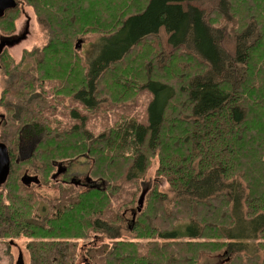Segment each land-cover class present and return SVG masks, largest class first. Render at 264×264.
<instances>
[{"label":"trees","instance_id":"16d2710c","mask_svg":"<svg viewBox=\"0 0 264 264\" xmlns=\"http://www.w3.org/2000/svg\"><path fill=\"white\" fill-rule=\"evenodd\" d=\"M120 1L26 0L46 43L23 53L22 60L37 58L39 68L24 70L5 48L0 52L7 91L1 103L10 113L0 122V143L10 158L0 184L6 190L0 194V241L26 238L27 264H75L77 241L60 238L91 236L113 241L89 249L93 263L99 257L100 264H196L222 254V264H264V0H218V14L203 0H143L136 11ZM234 12L247 23L230 51L229 34L214 22ZM161 28L169 52L156 38ZM0 31L12 36L13 26L0 25ZM89 32L108 45L82 77L71 40L78 43ZM153 46L157 56L137 65L134 53L127 61L136 48L149 56ZM28 70L37 77L21 73ZM53 78L71 85L66 93L81 102L79 110L56 107L48 93L57 89L44 90L43 81ZM140 90L151 94L144 118L131 108ZM109 113L114 120L100 130L89 123L99 115L109 122ZM23 139L30 151L19 158ZM81 156L91 160L83 191L67 183L41 208L37 195L19 187L22 167L49 179L55 164ZM153 159L156 180L143 189ZM142 193L137 211L133 201ZM130 237L148 239L146 251Z\"/></svg>","mask_w":264,"mask_h":264},{"label":"rangeland","instance_id":"374dc122","mask_svg":"<svg viewBox=\"0 0 264 264\" xmlns=\"http://www.w3.org/2000/svg\"><path fill=\"white\" fill-rule=\"evenodd\" d=\"M229 1L232 3V0H229ZM126 2L129 5V11L132 9L134 11L140 10L145 4V2L143 3V0H126ZM194 2L198 3L197 0H194ZM201 2L203 6L206 8H209L212 6V8L217 7L218 9H220V11L217 10L216 12H212V14H218L221 12L220 3H218L219 2L218 0L210 1V2L208 0H203ZM198 4H200V2ZM15 9L16 10L8 11L4 15L2 21L0 22V25H3V26H7L8 24L12 25L13 35L12 36L8 35L5 37V34L0 31V37L4 38V39H1L0 42L3 40H9L13 42V44H10V46L5 47V49L7 50V55L14 61V65L21 66L24 70H26L28 67L33 66V65L35 66V68H39L37 66V58L30 59V60H28L29 57H27L24 60H22V58H23L24 51L29 52L34 47H38L39 49L42 48V46L46 43V38H44L45 34L43 30H41L40 28V24L37 21L34 11L27 4L26 0H20V3ZM233 14H234V17L230 19H225L223 17L218 18L217 16L213 18V19L218 18V21L214 22V24H216L218 28H224V32L226 34H229L228 38L225 39V47L228 48L230 51H233V45H234L233 39L235 37V34H237L240 31V27L244 23H247V20L243 18L242 14L238 12H234ZM259 22L261 24L263 23V21H259ZM157 37L159 38L161 48L163 49V51L169 52L171 50V46H169L167 43V35L165 31L163 30V28L160 29L156 38ZM156 38H154V40ZM106 41L107 40L105 38L100 37V35H98L95 32H89L88 34L81 36V41L78 43L76 42V40H74V42H72L71 40V43L73 44L72 48L75 51V53L72 55L73 56L72 60L75 62L74 65L80 66L77 68L79 69V73L81 74L82 77H85L86 73L88 72V64L93 59H96V58L98 59L106 51L105 49L107 48V45H108V42ZM112 44H115V42L109 44L108 52L113 50L111 49L113 46ZM136 49H137L136 51L132 52V54L128 56L127 61H130L131 59L135 57L134 53H138L136 54V58H138L137 65L140 61L144 62L146 58H152L154 56H157L158 54L157 46H153L150 49L152 54H150L149 56L147 55L149 52L148 50L143 52V54L141 55L139 52V48H136ZM179 63L177 64V68H179ZM160 66H163V65H160ZM181 66L190 68L189 65L186 63L181 64ZM80 69H83V70L81 71ZM85 70L87 71L85 72ZM21 73L23 75H28L27 76L28 79L32 74H33V77H37L36 72H31L29 70L28 72L25 71ZM1 78H3V74L0 72V122L2 121L3 118H5V116L10 114L3 107V104L1 103L2 100L6 98V94H7V91L4 92L5 85H3ZM43 81H44V86H45L44 90L48 92L52 89L54 90L57 89L56 92H58V90L62 91V93H56V92L48 93V96L53 100L52 102L56 104V107L59 102L61 105L59 107L63 109H68L69 107L70 108L75 107L77 108V110H79L81 108L82 106L81 102L77 100L74 101V99H71L72 94L66 93L68 90L66 88L70 87L71 85L65 87V83H66L65 80L59 79V78H53V80L44 79ZM150 97H151V94L147 90H140L137 94H134L135 103L131 108L140 112L142 118H144L145 116L144 110L146 108L147 102L149 101ZM64 105H66L67 108H65ZM113 110L115 111V113L121 112V108H118L116 105H113ZM1 115H3V118H1ZM108 115L111 118L109 122L105 120V117L99 115V116L91 117L89 119V123L92 125L93 128H95V130L98 131L102 128L104 124L111 123L114 120V113H109ZM5 131L6 130L4 129L3 132ZM25 142L26 141H24L23 139L21 140L19 144V147H20L19 148L20 150H18V152L20 153L19 158H20V155L22 158V157H26V155L28 156L29 154L30 148L28 144L26 145ZM11 152L16 153L17 155V151L13 150ZM17 158H18V155H17ZM90 164H91V160L88 157L81 156L75 160H72V161L69 160V161L63 162L62 166L65 167V165H67L72 170V172L78 176L76 178L83 181L86 174H88L89 172V169L91 167ZM157 164H158L157 159H153L151 167L147 171V174L144 177V180L141 182L142 184L141 188L143 187V189H145L146 184L151 185L153 181L156 180L155 170L157 168ZM56 169H57L56 166H54V169L50 171V175L48 176L49 179L43 177V175L41 177L37 174L29 173L30 176L36 175L37 177H39L40 184L32 183L30 186H25L24 184L21 183V185L19 186L21 187V189H23L27 193L37 195L38 198L41 200V208H44L47 206L46 205L47 201H50L59 195V189L67 187L65 183H63L60 180L61 179L59 175L60 173H58V175L55 176V180L57 181L51 179V176L54 175V173L56 172ZM26 170L27 168L24 170V168L22 167L21 171L19 172L20 177H22V175L24 174ZM157 180H159V185H161L160 189H164L165 187H167V184L165 183L166 181L164 178L159 177ZM82 189H83L82 186L77 188L78 192L83 191ZM5 193H6L5 188H2L0 190V194H5ZM137 199L138 198L136 197L135 201H133L134 207L137 205ZM127 215L130 216V212H128ZM60 240L61 241H64V240H69V241L76 240L77 241L76 243H77V250H78L79 256H77L75 260V264H91L90 262L92 261L88 257L89 249L90 248L99 249L100 247H102V245L110 246L113 242L111 239L105 236H97V237L91 236V238L89 239L60 238ZM127 240L136 241L138 245V251H140L141 253L145 252L148 247V241H149L148 239H135L133 237H130V238H127ZM6 245L10 247L8 248ZM26 245H27V239L23 237L14 239L12 242H9L8 239L5 240V243L3 241H0V264H8L9 262H11V264H15V262L17 263L18 261H19L18 264H27L28 256H27V252L25 249ZM6 249L9 253L5 251ZM225 258L226 256H223L222 254H218V255L209 254L207 256L198 258L196 264H222ZM98 260H99V257L96 263H93V262L92 263L100 264ZM249 264L251 263L249 262Z\"/></svg>","mask_w":264,"mask_h":264},{"label":"water","instance_id":"95a60500","mask_svg":"<svg viewBox=\"0 0 264 264\" xmlns=\"http://www.w3.org/2000/svg\"><path fill=\"white\" fill-rule=\"evenodd\" d=\"M16 6V1L15 0H0V16L9 8H13ZM7 41H3V43H0V52L2 51V48L5 44H8L10 42ZM7 42V43H6ZM1 118H3V115H1ZM61 163H57L56 166V172L54 173V175L52 176V178H55L56 175H58V173H60V167ZM9 166H10V158L7 152V149L5 147L4 144L0 143V184L3 183L7 177V174L9 172ZM21 182L22 184H24L25 186H30L32 183L34 184H38L39 183V179L37 176H30L27 173H24L21 177ZM143 193L141 194V196L139 197V200L137 202V211H140L143 205ZM19 261L16 263L18 264Z\"/></svg>","mask_w":264,"mask_h":264},{"label":"flooded vegetation","instance_id":"af4514ba","mask_svg":"<svg viewBox=\"0 0 264 264\" xmlns=\"http://www.w3.org/2000/svg\"><path fill=\"white\" fill-rule=\"evenodd\" d=\"M1 42L3 43V41H1ZM8 42H10V43L5 44L2 49H4L7 46H10V44H13L12 41H8ZM55 166H57V164ZM59 169H60V171H62L59 174L60 175V178H61L60 180L63 183H65V184L71 183V184H73L76 187H80V186H82V187L84 186L85 187L88 184V182L90 181L89 178L87 177V174H86V176H85V178H84L83 181L80 180V179H78V178H76L78 176L75 173H73L72 170L67 165H65V167H64L61 164V166L59 167Z\"/></svg>","mask_w":264,"mask_h":264},{"label":"bare ground","instance_id":"6f19581e","mask_svg":"<svg viewBox=\"0 0 264 264\" xmlns=\"http://www.w3.org/2000/svg\"><path fill=\"white\" fill-rule=\"evenodd\" d=\"M123 1L125 2V0H122V2H123ZM120 2H121V1H120ZM122 2H121V4H123ZM118 3H119V2H118ZM97 99H98V98H97ZM101 99H102V98H101ZM107 99H108V98H107ZM113 100H114V99H113ZM99 101H100V100H99ZM111 103H112V102H111ZM113 103H114V102H113ZM102 105H103V104H102ZM109 105H111V104H109ZM112 106H113V104H112ZM105 107H106V105H105ZM107 107H108V106H107ZM109 108H110V107H109ZM94 110H95V109H94ZM105 110H106V109H105ZM107 110H108V109H107ZM100 111H102V110H100ZM103 111H104V110H103ZM103 111H102V112H103ZM96 112H97V111H95V113H96ZM93 114H94V113H93ZM97 114H98V113H97Z\"/></svg>","mask_w":264,"mask_h":264}]
</instances>
